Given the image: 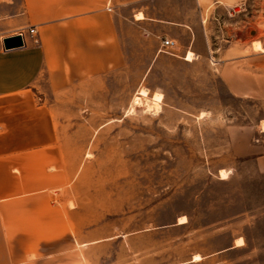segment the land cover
<instances>
[{
  "label": "rangeland",
  "instance_id": "1",
  "mask_svg": "<svg viewBox=\"0 0 264 264\" xmlns=\"http://www.w3.org/2000/svg\"><path fill=\"white\" fill-rule=\"evenodd\" d=\"M113 4L123 15L190 25L192 46L184 35L160 51L180 46L186 58L208 61L209 92H186L181 78L175 100L159 108L156 93L140 96L139 72L121 116H63L69 179L50 211L35 215L51 224V244L38 260L26 246L3 264H264V84L261 96L251 85L242 99L225 82L228 62L243 61L250 83L257 72L264 78V0Z\"/></svg>",
  "mask_w": 264,
  "mask_h": 264
},
{
  "label": "crops",
  "instance_id": "2",
  "mask_svg": "<svg viewBox=\"0 0 264 264\" xmlns=\"http://www.w3.org/2000/svg\"><path fill=\"white\" fill-rule=\"evenodd\" d=\"M112 2L0 0V264L25 254L26 246L38 260L51 244V224L35 218L50 211L51 198L69 179L59 135L63 116H121L122 102L126 108L138 89L139 72L140 85L161 94L163 105L175 100L181 78L189 81L184 91L209 92L202 86L211 74L208 61L186 58L180 46L172 54L160 51L163 38L178 42L185 35L192 46L190 25L123 15ZM30 28L37 33L30 35ZM21 30L25 45L6 49L4 38ZM232 63L225 66L231 93L244 99L256 85L261 96L263 72L250 83L243 61L236 69ZM39 228L48 231L40 236Z\"/></svg>",
  "mask_w": 264,
  "mask_h": 264
},
{
  "label": "bare ground",
  "instance_id": "3",
  "mask_svg": "<svg viewBox=\"0 0 264 264\" xmlns=\"http://www.w3.org/2000/svg\"><path fill=\"white\" fill-rule=\"evenodd\" d=\"M139 17H142V15L141 16H139ZM194 56V54L193 53H190L189 54V56H188V59H193L192 57ZM140 96H148V90L147 89H143V90H141L140 91ZM140 96H138L137 97V99H136V102L137 103H140V100H141V97ZM162 95L161 94H156L155 96H154V100H155V102H156V106L158 105L159 106V108H160V104H161V102H162ZM141 104H143V103H141ZM138 105V104H137ZM147 105V104H146ZM148 107V106H147ZM148 108H151V107H148ZM156 108H158V107H156ZM158 108V109H159ZM149 111H150V109H149ZM157 112V111H156ZM222 176H223V178L224 179H226L227 178V174L226 173H223L222 172ZM181 221H183V220H181ZM241 245H243V241L242 240H239V243H238V246H241ZM195 259H197V260H200L201 258L199 257V256H196L195 257Z\"/></svg>",
  "mask_w": 264,
  "mask_h": 264
},
{
  "label": "water",
  "instance_id": "4",
  "mask_svg": "<svg viewBox=\"0 0 264 264\" xmlns=\"http://www.w3.org/2000/svg\"><path fill=\"white\" fill-rule=\"evenodd\" d=\"M3 44L6 49L18 48L25 45L21 34H15L4 38Z\"/></svg>",
  "mask_w": 264,
  "mask_h": 264
},
{
  "label": "built area",
  "instance_id": "5",
  "mask_svg": "<svg viewBox=\"0 0 264 264\" xmlns=\"http://www.w3.org/2000/svg\"><path fill=\"white\" fill-rule=\"evenodd\" d=\"M25 31L24 30H21L18 34H21L23 36V39H24V44H25ZM28 33L30 35H35L37 33V30L36 28H30ZM162 46L166 49H172V48H175L177 46V42L174 40V39H171V38H165L163 40V44Z\"/></svg>",
  "mask_w": 264,
  "mask_h": 264
}]
</instances>
